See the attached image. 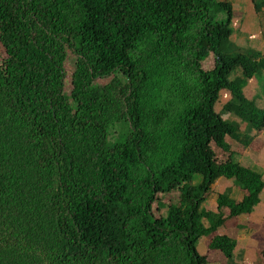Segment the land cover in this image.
<instances>
[{"label": "trees", "instance_id": "obj_1", "mask_svg": "<svg viewBox=\"0 0 264 264\" xmlns=\"http://www.w3.org/2000/svg\"><path fill=\"white\" fill-rule=\"evenodd\" d=\"M235 15L224 0H0V264L234 258L228 231L264 201L241 162L263 144L239 124L264 127L245 95L264 57L230 53ZM223 91L237 124L216 112ZM221 180L243 196L210 209Z\"/></svg>", "mask_w": 264, "mask_h": 264}, {"label": "rangeland", "instance_id": "obj_2", "mask_svg": "<svg viewBox=\"0 0 264 264\" xmlns=\"http://www.w3.org/2000/svg\"><path fill=\"white\" fill-rule=\"evenodd\" d=\"M224 1L232 2L236 12L231 26L234 29V35L228 46L230 53L259 52L261 53V56L264 57V14L260 15L256 13L252 0ZM212 64L213 61L210 60L204 64V67L209 68ZM65 67V91L70 94L72 90V76L75 69V57L72 53H69ZM108 81H110V79L100 80L99 83L106 84ZM245 95L248 98H255L258 105L264 108V72L249 82L245 89ZM230 98L231 95L228 92L223 91L220 96V101L216 105V112L221 113L225 118L237 124L239 121L235 119L236 117L223 111L225 104ZM239 124L241 127L240 132L242 134H250L255 137V139H258L255 144V149L261 148L263 144V152L257 154L254 153V149H249L242 156L241 162L264 175V127L258 131H254L251 127L242 124L241 122H239ZM116 128L120 130L118 125ZM219 193L227 194L236 200H240L243 196V193L234 182L221 180L214 186V192L206 204L208 208L215 209ZM173 203L177 204L176 201H173ZM240 226L242 228H240ZM222 232L224 231L222 230ZM228 233L240 241L234 258L228 261L226 259L218 260L215 264H264L261 257V255L264 254V201L255 209V213L248 217H242L239 224L228 231ZM208 241L209 239H205L200 243L199 251L201 254H208ZM210 257L212 259L213 255L210 254Z\"/></svg>", "mask_w": 264, "mask_h": 264}, {"label": "crops", "instance_id": "obj_3", "mask_svg": "<svg viewBox=\"0 0 264 264\" xmlns=\"http://www.w3.org/2000/svg\"><path fill=\"white\" fill-rule=\"evenodd\" d=\"M263 152V151H262ZM254 153H257V154H259L258 152H254ZM261 153V152H260ZM256 171V170H255ZM258 172V171H257ZM259 173V172H258ZM262 174V173H261Z\"/></svg>", "mask_w": 264, "mask_h": 264}]
</instances>
